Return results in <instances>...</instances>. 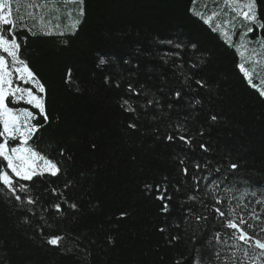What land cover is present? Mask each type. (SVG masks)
Wrapping results in <instances>:
<instances>
[{
  "label": "trees",
  "instance_id": "trees-1",
  "mask_svg": "<svg viewBox=\"0 0 264 264\" xmlns=\"http://www.w3.org/2000/svg\"><path fill=\"white\" fill-rule=\"evenodd\" d=\"M15 1L31 0L10 8L45 91L23 86L48 116L28 144L60 170L25 181L0 164L21 196L0 183V264H264L253 243L264 242V0L255 22L239 15L247 0H36L39 12ZM240 53L257 56L254 77ZM241 216L248 244L226 226Z\"/></svg>",
  "mask_w": 264,
  "mask_h": 264
},
{
  "label": "snow or ice",
  "instance_id": "snow-or-ice-1",
  "mask_svg": "<svg viewBox=\"0 0 264 264\" xmlns=\"http://www.w3.org/2000/svg\"><path fill=\"white\" fill-rule=\"evenodd\" d=\"M10 2L11 0H0V126H2L0 127V138H2L0 139V158H2L0 164L6 161L7 169H11L16 177L25 181H31L33 177L43 176L44 173L55 176L60 169L55 162L41 155V153L28 144V141L32 139L33 135L41 127V125L33 123V121L37 120L39 116L44 117L45 123L48 121L44 98L36 94V92L43 93L45 88L30 70L27 62L20 58V44L17 42L16 32L19 30L17 25L25 23V18L23 16H20L18 20L13 18L12 9L9 7ZM72 2L83 4V0H72ZM225 2L234 3L235 0H225ZM242 7L247 9V11L241 13L245 21L255 22L258 20L256 0H247ZM80 14L83 15V8L80 9ZM5 26L8 27L5 28ZM247 31L252 32L253 29L249 27ZM242 40H244L245 43L251 42L246 39V33L242 34ZM256 43L261 48H264V37H258ZM101 62L103 63V61ZM241 69L242 71L244 70L243 66H241ZM245 75L247 76L248 73L246 72ZM16 80L24 84L31 83L35 87L36 92H34L32 88L15 84L14 82ZM129 87L131 88V86ZM177 95H179V93H177ZM261 95H264V92H261ZM20 103L30 105L31 108L38 110V112H34L27 107L17 108L10 106V104L17 105ZM124 104L128 105L129 111L132 110L128 101H124ZM212 119L215 120L216 117L213 116ZM130 127L134 128L135 125H130ZM168 139L171 140L173 137L169 136ZM179 139L184 140L186 143L191 142V138L184 135L179 136ZM17 140H19V143L10 147V144ZM201 147L203 148L204 145H201ZM197 167H199V165H197ZM231 167L234 169L237 165L232 164ZM184 171L187 173V169H184ZM0 183L15 196L16 200H21V196L17 194V187L12 177L3 167H0ZM0 191H3V189L0 188ZM18 191L25 194L28 204L35 203L33 197L29 195L30 188L28 185L19 184ZM52 191L53 194L56 193V189H52ZM253 195H255V193H253ZM158 199H163V197H158ZM189 199H195V197H189ZM219 203H221V201L217 200V204ZM54 207L57 212L61 209L59 203L55 204ZM71 207L75 208L76 205L73 204ZM164 210H167V205H165ZM214 211L221 217L226 216V213L219 208H215ZM233 212V209H229L228 215H232ZM121 215L124 214L122 213ZM196 219L199 220L201 217L197 216ZM246 223L247 221L241 216L239 218V224H237L235 218H233L227 220L226 226L234 229L236 233H239V240L248 244L253 237L248 236L247 232L240 227V225ZM247 226L250 229L254 228L253 224H248ZM261 231H264V229ZM62 239L63 237L61 236H53L49 237L47 242L51 245H58ZM254 247L264 250V242L260 239H255ZM244 255L246 257L249 255L247 250H245ZM259 255L264 257V251L260 252ZM196 264H199L198 259Z\"/></svg>",
  "mask_w": 264,
  "mask_h": 264
},
{
  "label": "rangeland",
  "instance_id": "rangeland-1",
  "mask_svg": "<svg viewBox=\"0 0 264 264\" xmlns=\"http://www.w3.org/2000/svg\"><path fill=\"white\" fill-rule=\"evenodd\" d=\"M14 4H16V5H18V6H22L23 4H24V6L23 7H28V6H31V5H34V7L38 10V12H39V10H41V8H42V6H46V3L45 2H36V0H31L30 2H26V3H21V2H19V1H15L14 2ZM222 5L228 10V8L230 7V6H232V8L234 7V3L233 2H228V3H226L225 2V0H222ZM23 7H21V8H23ZM223 10H222V8L221 7H217V8H214V9H212V11L209 13V14H207V20H209V19H218V17L220 16V14H221V12H222ZM244 11H247V9L246 8H244V7H240V9H239V15L240 16H242L243 17V15L241 14L242 12H244ZM23 14H22V12H21V14L18 16V17H20V16H22ZM17 17V18H18ZM229 29V26L227 25V23L226 22H224L219 28H218V31L220 32V33H223V32H225L226 30H228ZM228 42H230L231 41V38H232V36L230 35L229 37H224ZM240 46L241 45H237V44H235V49H236V51L239 53V51H241V48H240ZM241 47H243V46H241ZM244 52V51H243ZM264 52V51H263ZM264 54V53H263ZM240 56H241V60H240V62H239V64H238V67H239V69L242 71V69H241V66H243V68H244V70H243V72L244 73H248V75H247V77H254V75L250 72V68L252 67V65L253 64H256V63H258L259 61L257 60V56L256 57H253V58H249V59H247V58H243V53H240ZM263 57V55L262 54H260V59ZM15 84H19L20 86H22L23 87V85H24V83H22L21 81H19V80H16L15 82H14ZM2 127V126H1ZM2 139V138H1ZM19 143V140H17V141H15L14 143H12V144H10V147L11 146H14L15 144H18ZM6 162V161H5ZM42 163V162H41ZM6 165H7V162H6ZM9 171H10V173L12 174V175H14V173H12V171H11V169H8ZM15 176V175H14Z\"/></svg>",
  "mask_w": 264,
  "mask_h": 264
},
{
  "label": "bare ground",
  "instance_id": "bare-ground-1",
  "mask_svg": "<svg viewBox=\"0 0 264 264\" xmlns=\"http://www.w3.org/2000/svg\"><path fill=\"white\" fill-rule=\"evenodd\" d=\"M9 7H11V3L9 4ZM13 10V6L11 8ZM19 14V11L18 10H15V11H12V15H14L16 18L18 17L17 15ZM19 18H17L18 20Z\"/></svg>",
  "mask_w": 264,
  "mask_h": 264
}]
</instances>
